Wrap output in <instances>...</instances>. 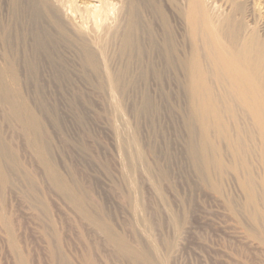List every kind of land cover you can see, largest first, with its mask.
I'll return each instance as SVG.
<instances>
[{
	"label": "rangeland",
	"instance_id": "obj_1",
	"mask_svg": "<svg viewBox=\"0 0 264 264\" xmlns=\"http://www.w3.org/2000/svg\"><path fill=\"white\" fill-rule=\"evenodd\" d=\"M162 3L177 55L127 63L110 38L98 71L113 83L84 66L71 1L60 30L30 0H0L15 74L0 79V264H264V114L224 91L212 59L226 37L188 22L186 1ZM203 4L264 42V0ZM37 33L56 41L36 48Z\"/></svg>",
	"mask_w": 264,
	"mask_h": 264
},
{
	"label": "bare ground",
	"instance_id": "obj_2",
	"mask_svg": "<svg viewBox=\"0 0 264 264\" xmlns=\"http://www.w3.org/2000/svg\"><path fill=\"white\" fill-rule=\"evenodd\" d=\"M32 15L38 17L43 13L53 18L60 30L62 24L58 22L59 15L64 14L65 0H30ZM72 2V17L75 21L76 32L81 41V60L85 67L89 68L96 76L111 80L114 83L115 75L107 70L99 72L103 63L106 44L111 38L118 39L120 54L125 57L127 63L140 57H147L150 53L168 51L173 58L177 55L173 47L171 33L166 29L164 22L163 0H126L117 7L110 0H69ZM187 5L182 15L188 22L197 23L195 15L204 17L206 33L209 39H226L219 48L213 62L219 67V75L225 81L224 91L231 98L237 99L246 110L256 112L257 116L264 114V42L256 36L254 30L245 26L239 29H231L230 18H210L203 4L204 0H184ZM80 2V3H79ZM264 11V10H263ZM163 20L164 33L161 41L156 38L154 32L153 17L143 20V13ZM218 22V23H217ZM261 29L264 32V16ZM95 39L91 43V39ZM35 47L46 50L51 42L56 39L50 34L35 35ZM184 69L191 66V62L182 57L179 59ZM153 65L155 63L152 62ZM9 63L0 62V79L14 78L15 74L6 68ZM122 77L126 75L121 73ZM121 76H118L121 78ZM142 77L145 76L143 72ZM196 87V86H195ZM198 92V91H197ZM211 104L203 102L195 107V114L208 113ZM204 131V130H203ZM206 132V129H205ZM204 132L203 140L206 142L207 134ZM206 152V153H205ZM209 150L203 146V156L206 157Z\"/></svg>",
	"mask_w": 264,
	"mask_h": 264
}]
</instances>
